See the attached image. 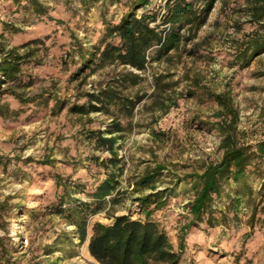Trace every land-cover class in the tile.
<instances>
[{
	"label": "rangeland",
	"instance_id": "1",
	"mask_svg": "<svg viewBox=\"0 0 264 264\" xmlns=\"http://www.w3.org/2000/svg\"><path fill=\"white\" fill-rule=\"evenodd\" d=\"M41 1L48 10L41 17L13 13L9 8L14 6L0 4V20L21 29L13 33L4 30L1 40L7 47L46 35L24 68L25 79L30 76L32 84L17 90L25 95L52 90L59 99L76 102L123 66L107 64L73 78L77 68L73 60L79 56L72 48L87 47L95 40L101 4L86 9L76 0ZM164 2L151 0V9L159 12ZM121 11L119 5L108 6L106 16L118 18ZM248 20L245 0H216L195 38L172 50L170 60H150L138 83H126L122 91L126 102L141 99L124 114L116 110L118 115L113 116L99 111L78 114L68 110V103L57 110L52 99L38 106L5 95L9 110L0 116L2 256L10 264H95L87 249L89 236L83 241L72 237L74 244H66L67 253L55 247L58 234L74 229V225L69 224L66 212L56 211L54 178L60 175L73 181L74 198L88 202L92 200L90 192L111 171L117 175V187L104 198L103 209L88 215V231L95 221L110 223L112 215L149 216L165 230L174 250H179L180 228L190 219L186 203L193 196L191 181L184 174L218 160L223 152L218 117H214L219 106L208 93H231L241 142L264 139V52L245 67H241L242 59H236L243 34L259 28ZM187 28L185 25L179 32L187 36ZM70 31L78 39L75 47ZM190 48L191 55L187 53ZM156 76L160 77L157 83ZM162 82L167 83L166 91H162ZM192 82L194 93L188 95L186 89ZM113 118L124 126L122 132L113 133L120 136L115 146L122 162L116 166L101 163L110 152L96 148L94 139L89 138L90 130L105 131ZM43 160L52 161L45 164ZM156 163L164 166L162 173L149 186H137L135 181ZM259 182L256 175L249 179L255 190ZM236 188L237 184L230 182L216 197L212 224L197 221L188 230L179 264H264V228L260 223L249 225L250 205L243 199L236 215L230 210L229 197ZM154 190H166L164 205L144 207L136 200Z\"/></svg>",
	"mask_w": 264,
	"mask_h": 264
},
{
	"label": "trees",
	"instance_id": "2",
	"mask_svg": "<svg viewBox=\"0 0 264 264\" xmlns=\"http://www.w3.org/2000/svg\"><path fill=\"white\" fill-rule=\"evenodd\" d=\"M76 1L86 9L101 4L100 28L95 30L97 35L90 45L86 47L81 44L72 48L73 52L77 50L79 56L78 60H73L77 68L73 71L72 77L78 78L81 72L86 76L107 64L122 65L123 68L105 83H98L91 91H86L83 98L76 102L59 99L52 90H41L33 95H25L17 90L32 84L30 76L28 80L25 79V65L35 55L38 48L36 45L44 43L46 35L7 47L1 40L4 30L13 33L21 29L11 22L0 20V116L9 110L7 100L3 99L7 94L21 102H35L38 106L52 99V107L57 110L63 109L68 103V110L78 114L99 111L113 116L121 112L124 114L126 110L130 111L141 97L136 100L128 99L126 102V95L122 94L123 89H126V83H138L143 79L140 73L147 69L150 60L163 57L170 60L172 50L179 49L180 43L185 47L187 42L195 38L216 0H201L200 5H197L200 0H165L163 5H159V12L151 9V0ZM0 4L14 6L9 8L13 13L29 12L39 17L48 14L47 7L41 0H0ZM113 5L122 8L118 18L106 16L108 6ZM245 5L249 15L248 21L258 24L259 28L244 33L238 44L236 59H242L241 67L248 66L255 56L264 52V30H261L264 28V0H245ZM147 6L148 8L144 9ZM138 9L142 10L137 12ZM185 25L189 32L187 36L179 32ZM70 35L74 39L71 45L75 47L78 39L76 40L72 31ZM196 45L198 43L194 44ZM187 53L191 55L192 49L187 50ZM159 79L160 77L156 76V83ZM193 85V82L188 84L186 89L188 95L194 93ZM165 86L167 83L162 82V91H166ZM208 95L219 106L214 117H218L216 125L222 133L220 147L223 152L218 160L210 161L199 170L184 174V178L191 181L193 196L186 203L190 219L180 228L179 250H174L165 230L149 216L141 219L132 218L129 214L112 215L110 223L95 221L91 226V232L88 231V215L103 209L104 198L111 195L117 187V175L112 171L90 192L92 200L88 202L74 198L76 188H72L73 181L60 175L54 178L58 206L56 211L60 214L66 212L69 224L74 225V229L58 234L55 238V247L67 253L66 244L68 242L74 244L72 237L77 236L83 241L89 236L87 249L95 259V264H179L184 247L183 238L197 221L206 220L213 223L212 203L230 182L237 184L234 196L229 197L231 212L236 215L237 206L244 199L251 207L249 225L260 223L264 228V139L254 143L241 142L236 124L238 111L231 93L209 92ZM123 130L124 126L117 119L107 124L105 131L90 130L89 138L94 139L95 147L110 152L111 156L101 163L114 166L121 164L122 158L118 157L115 146L120 136L113 133ZM105 132L109 135H105ZM51 161L41 162L50 164ZM163 168L161 163H156L153 168L144 172L135 184L149 186L162 173ZM254 175L260 178L256 190L249 183V179ZM166 194V190H154L137 196L136 200L144 207L150 204L159 207L166 203ZM3 206L0 202V210ZM2 249L0 238V264H6L5 261L10 264L9 260L2 256ZM52 251L51 249L47 253Z\"/></svg>",
	"mask_w": 264,
	"mask_h": 264
}]
</instances>
